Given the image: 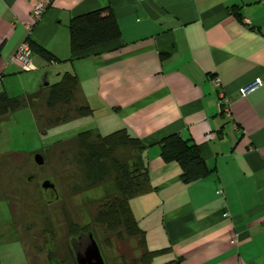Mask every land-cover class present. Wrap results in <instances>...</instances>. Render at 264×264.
Wrapping results in <instances>:
<instances>
[{"label":"crops","instance_id":"1","mask_svg":"<svg viewBox=\"0 0 264 264\" xmlns=\"http://www.w3.org/2000/svg\"><path fill=\"white\" fill-rule=\"evenodd\" d=\"M38 1L0 0V93L37 100L41 81L74 74V107L90 108L95 134L126 129L147 146L148 181L129 205L150 249H168L159 261L264 264V0H52L27 32ZM98 9L119 41L69 61L70 20ZM26 38L57 61L35 55L38 70L22 72L10 59ZM173 134L196 145L205 177L185 184L161 159Z\"/></svg>","mask_w":264,"mask_h":264},{"label":"rangeland","instance_id":"2","mask_svg":"<svg viewBox=\"0 0 264 264\" xmlns=\"http://www.w3.org/2000/svg\"><path fill=\"white\" fill-rule=\"evenodd\" d=\"M38 74H31L28 89ZM49 81L56 82L53 77ZM48 91L43 87L35 101L22 96L16 86L11 96L20 97L21 106L0 118V264H74L67 240L71 226L93 232L105 264L138 261L142 254L138 239L128 238L123 229L107 231L95 222L113 203L112 180L93 188H76L81 185V169L73 158L79 148L76 136L95 131L97 122L75 118L73 103L47 108ZM37 153L43 165L35 163ZM118 155L119 162L132 170L133 150H121ZM44 180L54 183L57 196L42 189Z\"/></svg>","mask_w":264,"mask_h":264},{"label":"trees","instance_id":"3","mask_svg":"<svg viewBox=\"0 0 264 264\" xmlns=\"http://www.w3.org/2000/svg\"><path fill=\"white\" fill-rule=\"evenodd\" d=\"M68 32L71 53L69 61L85 58L90 53L97 55L100 49L119 41L121 37L117 21L109 9H98L72 18ZM26 41L34 55L48 63L57 61L45 49L32 44L28 38ZM76 86L77 77L74 74L62 73L56 82L48 86L45 106L50 109L57 105L69 106L74 101ZM20 105L19 98L0 93V118L16 111ZM91 113L89 107L74 110L75 118L88 117ZM64 122L66 121L63 120L62 123ZM76 137L79 148L73 158L75 165L81 169V185L76 188H93L112 180V193L116 194L113 203L97 215L95 222L110 232L123 229L128 238L138 239L142 249L138 261H124L122 264H180L179 260L159 261L161 256L168 253V249H150L146 239L147 232L138 226L129 205L131 199L144 191V185L148 181L147 168L142 160V153L147 146L126 129L104 136L87 130L78 133ZM157 145L164 162H176L179 165L183 183H194L209 173L196 145L191 142L173 134L161 139ZM127 148L132 149L135 154L132 170H128L127 165L118 160L119 151ZM71 227L70 231L73 233L75 226ZM118 237L122 238L121 232H118Z\"/></svg>","mask_w":264,"mask_h":264},{"label":"built area","instance_id":"4","mask_svg":"<svg viewBox=\"0 0 264 264\" xmlns=\"http://www.w3.org/2000/svg\"><path fill=\"white\" fill-rule=\"evenodd\" d=\"M51 1L52 0H40L34 4L31 11L32 24L29 25L27 24L25 26L27 32H30L32 25L36 24L39 21V19L47 9V7L50 5ZM10 61L14 65H16L22 72H35L38 70V65L35 62V55L31 51L30 46L26 41V39L17 46L16 50L11 56ZM213 83L215 86H218L219 80H214ZM260 85H261V81L257 79L253 84L240 89L239 94L241 96H244L248 92L254 90V88ZM218 110L222 114L225 115L230 114L228 102L225 101L224 98L221 99L218 105Z\"/></svg>","mask_w":264,"mask_h":264},{"label":"water","instance_id":"5","mask_svg":"<svg viewBox=\"0 0 264 264\" xmlns=\"http://www.w3.org/2000/svg\"><path fill=\"white\" fill-rule=\"evenodd\" d=\"M50 84L48 81L44 82V84L40 87L42 89L43 87H48ZM34 161L37 165H43L44 159L40 154H35ZM43 189H55V186L53 183L49 181H45L42 183ZM90 239V248L89 251L86 254H81L73 249V254L75 258L76 264H105L104 260L101 256L100 250L98 248L97 243L93 239L92 233L88 234Z\"/></svg>","mask_w":264,"mask_h":264},{"label":"flooded vegetation","instance_id":"6","mask_svg":"<svg viewBox=\"0 0 264 264\" xmlns=\"http://www.w3.org/2000/svg\"><path fill=\"white\" fill-rule=\"evenodd\" d=\"M45 181H49V180H44V181H42V183L45 182ZM49 182H51V181H49ZM42 183L40 184L41 187H42ZM43 190L51 191L52 193H55V196H57L56 195V192H57L56 191V187H55V189H49L48 188V189H43ZM70 230H69V235L67 236V240L71 244L72 252H73V249H74V250H76L77 252H79L81 254L82 253L86 254L89 251V248H90V239H89L88 234L92 233V236H93V239H94L93 232L91 230H83L82 228H78V227H75L73 233H71ZM50 257H51V255H50ZM73 260H74V264H76L75 258H74V254H73Z\"/></svg>","mask_w":264,"mask_h":264}]
</instances>
